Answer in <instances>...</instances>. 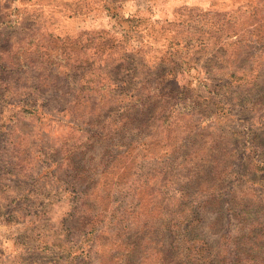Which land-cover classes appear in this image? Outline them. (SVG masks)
<instances>
[{"label": "rangeland", "instance_id": "374dc122", "mask_svg": "<svg viewBox=\"0 0 264 264\" xmlns=\"http://www.w3.org/2000/svg\"><path fill=\"white\" fill-rule=\"evenodd\" d=\"M3 63L21 68L0 71V264H176L171 224L264 264V0H0ZM166 85L194 107L174 153L150 143L153 104L123 108L165 107ZM83 188L102 190L93 234Z\"/></svg>", "mask_w": 264, "mask_h": 264}, {"label": "trees", "instance_id": "16d2710c", "mask_svg": "<svg viewBox=\"0 0 264 264\" xmlns=\"http://www.w3.org/2000/svg\"><path fill=\"white\" fill-rule=\"evenodd\" d=\"M6 51H3V53H5ZM21 67H17L14 65L6 64L3 63V65H0V71H6L7 73H13L14 71H18L20 70ZM23 89L25 87H22ZM4 89H2V87L0 86V98L3 95V91ZM119 94L123 93L122 88L117 87L116 89ZM165 90L167 91V97L170 99V102H168L167 97L165 95L163 96H155V100L160 99V98H165L166 101L164 102V106L165 107H160L159 102H154L153 101H145V99H141V97H133L131 95V97L129 98L130 101L128 102V104L126 106H123V108L129 107V109L133 110V108L137 107L140 108V116L143 118V120L145 121L147 115L145 114V111H148V107L149 105L153 104L152 108H155L156 111H159V113L157 115H152V116H148L150 117V126L152 127V130L149 131V134L151 135L150 138V143H162L163 142V146H171V152L174 153L176 151H183L185 150V148L187 147V144L189 143V141L184 138L183 140H179L180 139V135H178V131H175L178 127V125L182 122V120H184L185 116L188 115L187 112H191L194 110V107H191V105H186L185 102H183L184 105H182L181 103L175 102V97L177 95H183V92L185 91L184 87H176L173 88L172 86H168L166 85ZM14 92H18V91H14ZM14 94V93H13ZM119 97V95H118ZM119 99V98H118ZM184 100V99H183ZM210 105L206 104V109L209 108ZM162 108V110H161ZM170 111L168 112L167 110ZM137 114V113H136ZM214 113L212 112V115ZM132 114L127 115L126 117L122 118L121 120L129 122V116ZM211 115V116H212ZM135 120V117L133 118ZM210 121H212V118L210 117L209 119ZM200 121V120H199ZM147 122H145L146 124ZM124 127L120 128L119 130H123ZM145 130H138L134 135L135 139L139 138L141 135L143 136V138H148L150 135L149 134H144ZM103 132H96L93 133L94 136H96L94 139L97 140L98 138H102V139H106V135H102ZM120 135V134H119ZM161 135H163V138L161 139ZM182 138V137H181ZM93 140V138H92ZM92 143H95V141H93ZM131 142L128 143V146L126 148V151L130 149L131 147ZM125 151V152H126ZM171 153V154H172ZM110 163V162H108ZM136 163H133V166H135ZM193 184V183H192ZM190 184V185H192ZM190 185H187L188 188H186V190L188 191V189L190 188ZM87 188H83V190L79 193L81 195L78 197H74L75 203H74V208L72 209V218H77L78 221H81V224L88 228V234H93L98 232L97 230V224L100 223V220L102 222L103 219L98 220L97 217H102V214L100 212L97 211H93L89 206H90V202H96V195L94 196V194L96 193H101L102 190L93 188L92 190H90L88 192V190H86ZM103 189V188H102ZM186 194V193H185ZM217 198L211 197V195H209V199L207 200L208 203H214L216 201ZM247 213V211L245 212ZM170 215H174V210H170ZM201 213L196 212V211H190L186 218L182 217V225L184 227L185 231H190V227L195 225L196 223H199V218H200ZM98 220V221H97ZM172 226H167L169 227V232H168V238L172 239L171 241V250L170 253L174 256L175 260H178V263L176 264H246V263H254V264H258V261L256 259V257L253 258H241L238 260L235 259H231V258H226V257H222V259H218L215 256H211L206 252V249H204L203 247L204 245H201L200 240L196 239L195 237H190L192 236L190 233H188L186 236H184L183 241H181L180 239H177V233L174 230V226L173 224H171ZM251 229H250V235H254L257 233L256 228H254V225H250ZM181 241V245H182V251H184V255L182 256V252H179V242ZM134 244H137V242L134 240L133 241ZM261 244V243H260ZM131 251L135 250V246H133L132 248H129ZM178 253V255H176V252ZM129 261H131L129 259ZM128 262V261H127ZM132 262V261H131ZM134 262V261H133ZM130 264V263H127ZM133 264V263H132ZM139 264V262L137 263Z\"/></svg>", "mask_w": 264, "mask_h": 264}]
</instances>
